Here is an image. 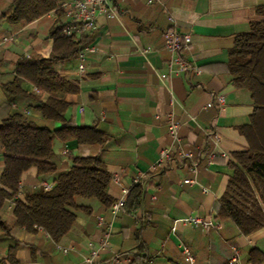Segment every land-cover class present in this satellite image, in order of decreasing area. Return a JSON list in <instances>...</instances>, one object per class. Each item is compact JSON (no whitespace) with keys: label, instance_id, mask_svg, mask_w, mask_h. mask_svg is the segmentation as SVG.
Listing matches in <instances>:
<instances>
[{"label":"crops","instance_id":"obj_1","mask_svg":"<svg viewBox=\"0 0 264 264\" xmlns=\"http://www.w3.org/2000/svg\"><path fill=\"white\" fill-rule=\"evenodd\" d=\"M147 1H109L117 18H97L96 29L80 37L90 39L84 48H94L85 56L83 73L78 72L77 59L54 67L60 75L79 82V93L65 97L69 103L65 120L76 127L95 126L108 138L100 150L54 140L53 162L58 172L71 166L72 157L97 153L111 177L108 197L115 201L123 189L130 192L137 185L141 191L138 206L112 217L97 201L79 199L78 205L89 213L77 212L71 231L55 244L42 230L27 233L14 227L13 205L7 202L0 209V222L9 229L6 235L0 228V264H11L9 250L14 264H130V260L133 264H230L233 249L238 252L237 264H250L251 249L264 254V227L245 237L231 221L216 217L233 175L228 166L232 154L248 147L239 128L248 124L253 110L250 92L231 83L226 71L228 52L234 38L249 31L244 11L264 5V0H160L152 5ZM168 16L178 33L188 37L182 53L200 75L172 74L161 79L169 73L170 55L164 42L171 26ZM45 20L51 22L46 35ZM59 23H68L64 13H51L18 30L0 24V36L22 37L0 48V84L13 79L19 57L49 56V30ZM20 88L27 94L34 90L27 83ZM216 95L223 96L224 107L207 108ZM35 106L31 100L9 105L0 89V121L20 114L40 127H61L42 120ZM169 115L177 124L180 145L168 133ZM208 132L217 134V143L207 137ZM180 146L193 154L197 175L189 171L188 161L152 171L160 151L167 149L175 157ZM209 153L214 155L210 160ZM2 168L0 145V175ZM54 179V175L40 179L35 168L29 169L20 178L17 199L22 201L25 193L38 189L42 182L53 185ZM185 179L196 184L185 185ZM97 217H102V226ZM194 218L211 224L185 222ZM106 234L108 246L101 248ZM93 249L96 256L91 255Z\"/></svg>","mask_w":264,"mask_h":264},{"label":"trees","instance_id":"obj_2","mask_svg":"<svg viewBox=\"0 0 264 264\" xmlns=\"http://www.w3.org/2000/svg\"><path fill=\"white\" fill-rule=\"evenodd\" d=\"M61 3V0H11L0 18L10 26L24 28L51 13L63 14ZM243 16L249 31L234 38L226 71L235 88L250 92L253 110L248 124L239 128L248 147L232 154L233 162L228 166L233 175L219 200L216 217L231 221L240 235L246 237L264 227V5L247 9ZM67 24H54L49 30L52 46L47 58L38 55L19 57L13 79L0 84L7 104L31 100L42 120L61 124L60 128L51 130L20 114L0 121L3 156L0 209L11 202L14 227L27 233L42 230L55 244L71 231L77 212L89 213V209L78 205L77 200H95L105 209L113 203L106 194L111 177L97 153L72 157L71 166L62 172H58L53 162L54 140L61 143L74 141L79 148L97 150L108 141L95 126L76 127L65 120L69 106L65 97L79 93V82L60 75L54 67L76 60L78 52L90 41L64 36L62 30ZM21 83L30 84L33 92L25 93L20 88ZM31 168L36 169L40 179L54 175L53 186L49 191L32 190L24 194L22 201L18 200L20 178ZM140 196V188L136 185L129 192L124 209L137 207ZM0 228L8 235L9 229L1 222ZM8 254L9 262L14 264L12 251ZM248 262L264 264V254L251 249Z\"/></svg>","mask_w":264,"mask_h":264},{"label":"built area","instance_id":"obj_3","mask_svg":"<svg viewBox=\"0 0 264 264\" xmlns=\"http://www.w3.org/2000/svg\"><path fill=\"white\" fill-rule=\"evenodd\" d=\"M111 0H67L61 3V8L63 10L65 18L68 20V24L63 28L62 33L64 36L68 38H73L77 40L82 37L83 34L87 32H92L96 29V19L99 17H104L106 19L117 18V12L111 7L109 4ZM155 3H160V0H148L147 4L152 5ZM168 22L170 23V27L164 33V42H165V50L170 55V61L168 64L169 73L168 75H161V79H166L168 76L172 74H182L189 75L194 73L195 75H200V71L197 70L194 66H192L183 56V51L187 49L188 46V37L182 36L178 33L176 28L174 27L173 20L168 16ZM15 36H0V48L15 42ZM94 52L93 47H86L81 49L78 52L77 60L80 63L78 72L82 74L84 71L83 62L85 61V56L87 53ZM27 57V55H26ZM215 105L217 108L221 109L224 107V98L222 95H216L213 100L207 105V108ZM167 130L171 138L180 145V140L177 137V124L175 123L172 115L168 116L167 119ZM207 137L212 141V143H217L218 136L215 132H208ZM214 157L213 154H208V159H212ZM188 161L189 171L193 175H197V164L193 161V154L190 152H184L181 146L177 150V154L175 157L170 155V151L164 149L160 151L159 157L155 163V165L151 168L152 171L160 170L165 171L168 169L175 168L178 164H182V162ZM138 178L134 180V184H136ZM183 184L191 185L196 184L195 180L185 179L183 180ZM53 185L48 184L47 182H42L39 185L43 191H49ZM20 192V185H19ZM18 192V194H19ZM203 193H207L206 189H202ZM129 194V190L123 189L121 191V196L117 200L113 201L112 205L109 208V213L112 217H115L118 213L124 210L126 197ZM18 196V195H17ZM11 203V202H10ZM12 204V203H11ZM97 222L99 226L103 225L102 217H97ZM193 226H203L207 227L211 223L200 220L198 218L188 219L185 221ZM99 246L101 248H105L108 246V234H106L102 240L100 241ZM66 253V250L63 251ZM96 250H92L91 255L96 256ZM184 254L190 263L193 262L190 253L185 250ZM239 263L238 252L233 249V257L230 261V264Z\"/></svg>","mask_w":264,"mask_h":264},{"label":"rangeland","instance_id":"obj_4","mask_svg":"<svg viewBox=\"0 0 264 264\" xmlns=\"http://www.w3.org/2000/svg\"><path fill=\"white\" fill-rule=\"evenodd\" d=\"M9 1L10 0H0V9H1L2 12H6L7 11L8 7H9V4H10V3H8ZM45 21H46L47 25H45V27H44L45 28L44 29L45 30L44 34L46 35V29H48V27L51 24V22H49L47 20H45ZM3 23H4V21H2V19L0 18V24H3ZM14 28H15L14 30H18L19 29V27H14ZM21 38H22L21 35H18V37H16V40L18 39V41H20ZM29 39H27V40H29Z\"/></svg>","mask_w":264,"mask_h":264}]
</instances>
